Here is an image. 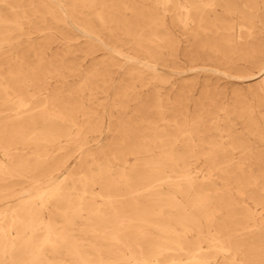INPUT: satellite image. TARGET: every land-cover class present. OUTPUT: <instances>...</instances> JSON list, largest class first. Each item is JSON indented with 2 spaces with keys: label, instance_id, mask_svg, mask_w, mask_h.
I'll use <instances>...</instances> for the list:
<instances>
[{
  "label": "bare ground",
  "instance_id": "bare-ground-1",
  "mask_svg": "<svg viewBox=\"0 0 264 264\" xmlns=\"http://www.w3.org/2000/svg\"><path fill=\"white\" fill-rule=\"evenodd\" d=\"M106 1L0 0V264H264V0ZM75 8L161 66L124 68L104 143L119 61H77Z\"/></svg>",
  "mask_w": 264,
  "mask_h": 264
},
{
  "label": "rangeland",
  "instance_id": "rangeland-1",
  "mask_svg": "<svg viewBox=\"0 0 264 264\" xmlns=\"http://www.w3.org/2000/svg\"><path fill=\"white\" fill-rule=\"evenodd\" d=\"M122 0H108L106 1V4H114L118 5L121 4ZM82 11L80 8H75V18H78L77 21H75L70 16H65V22L67 24V27L69 29V39L66 41V46L70 52L74 54V56L77 58V61H81L82 64H84L89 56L85 55L87 51L86 44H84V41L88 39L92 45L95 47L101 48L98 54V58L103 56V53L105 51L109 52L114 58L119 61V68L113 69L109 77H103L106 81L105 84H107V89L104 90L102 93L94 94L92 95V98H95L97 105V108L95 109V114L97 117H101L103 120V127L100 136V142L104 143L107 141L108 133H107V126H108V115L111 113L112 105L116 100V94L114 90L119 86L120 84L128 82V78L124 76L123 70L126 66L129 64H135L139 69L140 72H144L147 75V78H149V81L147 83V87L149 89H153L155 86H157L158 83V77L157 74L161 66L157 64L155 66V70L152 68H145L143 65L138 64L137 61H134L130 59V57L134 54V48L132 46V43L128 41V39L117 30L111 29V28H100L95 21V19H92V25L95 27V29L99 30L101 34V41L97 39V37L93 34H88L83 31V28L81 25H79L80 16ZM123 13H127V11H123ZM124 15V14H123ZM95 18V15L93 16ZM87 56L84 61L83 57ZM106 56V55H105ZM175 61L181 65L180 71L183 72V74H187L189 72V65L186 60L181 55H177L175 58ZM87 65L84 64V67ZM158 70V71H157ZM164 72L170 76V79H175L177 76V71H174L172 69H165ZM109 78V80H108ZM256 78V76L254 77ZM254 80V79H252ZM67 85L71 86V88L75 87L78 83V78L71 77L67 78ZM137 95L142 97L144 95L143 89H136L135 90ZM85 99H88V96L86 95L84 97ZM86 102V101H85ZM126 115L125 118L128 119H136V115L139 114V110L135 107L133 102H130L129 105L126 106L125 110ZM90 148H95V144H91ZM74 156H71L70 159L73 160Z\"/></svg>",
  "mask_w": 264,
  "mask_h": 264
}]
</instances>
